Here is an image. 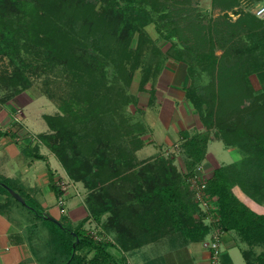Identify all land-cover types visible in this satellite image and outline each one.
Listing matches in <instances>:
<instances>
[{
	"label": "trees",
	"instance_id": "trees-1",
	"mask_svg": "<svg viewBox=\"0 0 264 264\" xmlns=\"http://www.w3.org/2000/svg\"><path fill=\"white\" fill-rule=\"evenodd\" d=\"M180 1L0 0V58L14 67L0 78L12 94L30 86L26 73L33 67L28 61L31 55L70 53L73 59L66 66L75 84L69 101L60 107L62 114L43 116L49 132L38 138L68 178L87 191L84 204L89 215L75 225L61 216L59 226L44 217L49 213L36 200L0 177L27 204H20L0 185L7 198L0 212H11L15 203L28 213V240L42 263L128 264L126 253L164 235L179 232L187 241L203 240L209 226L186 178L194 174L214 139L241 155L239 161L203 177L204 191L217 206L219 224L225 233L235 231L249 244H264V214L255 213L236 196L240 191L264 203V88L256 95L250 82L251 75L264 70V20L248 15L247 27L241 28V19L234 25L244 31L236 61L228 50L219 56L214 53L216 43L208 30L198 43L206 51L194 52L180 35L174 6ZM148 25H153L157 38L148 34ZM158 40L169 41L172 59L186 64L185 98L203 126V131L193 134L181 132L185 170L161 154L137 158L148 127L126 109L137 103L127 90L138 68L139 90L151 83L148 105L155 100L153 85L164 58ZM203 75L210 81L201 86ZM89 219L114 234L115 241L92 237L84 228ZM38 223L48 232L43 256L28 231ZM249 253L243 252L246 264H264V253L253 260Z\"/></svg>",
	"mask_w": 264,
	"mask_h": 264
},
{
	"label": "crops",
	"instance_id": "crops-1",
	"mask_svg": "<svg viewBox=\"0 0 264 264\" xmlns=\"http://www.w3.org/2000/svg\"><path fill=\"white\" fill-rule=\"evenodd\" d=\"M177 69L165 67L161 70L158 82L163 76L166 77V82L164 85H153L155 100L152 105H148L149 93L139 96L140 102L144 101L143 105L146 107L144 121L150 131L145 145L136 152L139 160L180 145L183 131L193 134L203 130L198 114L185 98L184 88L188 86L187 67L185 65ZM250 82L257 85L256 89L261 90L264 87V70L251 75ZM24 94L25 92L18 93L5 106L0 103V177L11 180L52 217L59 219L65 216L67 222L77 224L89 215L84 204V188L81 183L68 178L56 156L38 138V135L49 132L48 126L34 132L25 124L24 114L19 118L18 125H12L15 116L10 113L9 108L16 104L15 101L19 100L21 103H17L23 104V107L32 102L36 103L31 100L22 102L21 96ZM36 114V118L44 120L43 113L38 111ZM213 141L216 140L208 142L205 158L198 164L202 177L209 176L213 169L221 165L241 159L236 148L227 147L222 143L231 162L220 164L208 153L209 145ZM36 154L41 158H34ZM176 165L178 169L185 170L182 161L179 166ZM78 186H81V192ZM60 187H64L65 191H61ZM73 192L79 197L84 208L78 214L75 210L67 212L65 208L67 199L75 197ZM60 194L65 198L62 206L58 205ZM236 196L255 213L264 214V203L253 201L240 191H236ZM6 200V195L0 191V204ZM77 204L71 202V207ZM27 215L28 213L15 203L11 204V212H0V264H44L36 258L28 240L25 219ZM204 222L207 224L208 221ZM203 240L187 241L181 233L176 232L146 242L125 255L128 264H209V252L203 247ZM221 249L219 264H246L243 252H250L249 259L253 260L257 255L264 253V244H249L235 231H229L222 238Z\"/></svg>",
	"mask_w": 264,
	"mask_h": 264
},
{
	"label": "rangeland",
	"instance_id": "rangeland-1",
	"mask_svg": "<svg viewBox=\"0 0 264 264\" xmlns=\"http://www.w3.org/2000/svg\"><path fill=\"white\" fill-rule=\"evenodd\" d=\"M181 1L177 2L174 6H176L175 10L178 13L176 15V19L179 23L178 25L180 29V35L181 37H183L182 40L186 41V43L188 44H191V46L193 47L192 50L194 52H197V50L206 51L207 48L198 45V43L200 35L202 33L207 34L209 31L211 36L214 37L216 43V50L214 51V53L219 56L223 50H228L232 53L231 55H233L234 61L240 58L237 51H239V48L242 47L241 37L242 35H244V31L239 30L240 26L234 25L241 19L243 21L241 28L242 26H244V28L247 27L246 25H248V21H246V23L244 24V19L249 20V18L247 17L248 15L256 17L254 13L255 10L257 9V7H259V5L264 4V0ZM262 20H264V18ZM75 30H79L77 26ZM146 30L152 38H157V34L153 25H148L146 27ZM158 46L164 54V58L162 59V69L165 67H167V69H177L180 67H185L186 64L184 62H178L172 59V50L170 49L169 41L158 40ZM231 48L233 50H231ZM151 56V54L147 53V56L145 58H147L148 62H151L153 60ZM28 61H33V67H31V69H29L30 71L26 73V75H28L30 79V86L26 90L20 92H25V94L21 96V99L22 102L31 100L36 103L33 104L32 102L28 106L26 105L27 107H23V104L20 105L17 103L19 101L17 99L18 101H15L16 104L9 108V110L12 115L17 116L18 118L22 117V115L24 114L26 118L25 124L35 132L47 125L44 120L36 118V112L39 111L43 113V115H58L63 113L60 107L65 102H67V100L69 101V97L71 96L73 90L72 85H75L71 80L72 75L67 71L68 68H66V66L73 63V59L70 53L58 57H51L40 53L31 55ZM13 69V65L9 63V60L7 58H0V77H2L3 75L11 74ZM140 76L141 68H138L135 70L131 84L127 90L131 96H135L137 98V103H135L136 105L129 104L126 109L127 112L133 116L134 120H141L145 123L144 114L146 112V107L143 105L144 101L141 100L140 102L139 96H146V93H148V89H150L152 85L151 83H148L145 85L146 90L140 91L138 88ZM209 81L210 78L207 75H203L201 77L199 85H205ZM164 82H166L165 76H163L161 80H159V82L157 77L154 85H164ZM254 84H256L255 79ZM4 85L5 83H3L0 78V103L3 104V106H5L6 103H9V101H11V99L16 97L17 95L12 94L13 91L10 88L5 87ZM253 86L255 94H259L260 90L256 89L257 85ZM216 87H218V85H215V88ZM218 101L216 103L217 106L220 105V100ZM12 123V125H18V123L14 122L13 120ZM149 132L150 131L148 130V132L143 136L145 142L147 140L146 137L148 136ZM180 147V145L175 146L172 149L173 152L169 155H165V152L167 150L160 154L164 157L172 159L174 163L178 164L179 166L180 161H185V157L182 154ZM208 153H210V156L217 160L220 164L231 162V159L226 153L224 145L218 140L210 143ZM147 158H150V156ZM78 187L81 192V186ZM86 192L87 191L84 189L83 197H85ZM73 195H75V197L73 196V199H67L65 208L67 212H70V210H75L78 214L80 213V211H83L84 208L82 206V203L80 202L79 197L75 193ZM71 202H73L74 204H78L77 206L71 207ZM76 207L78 209H75ZM105 217L106 216L102 218V221H104ZM86 222L84 224L85 230L95 239L115 241L114 234L104 232L101 229V224H97L93 220H90L87 223ZM28 231L33 233V237L35 236V240H33V243L38 247L40 254L43 256L45 252L43 246L46 238L48 237L47 229L40 223H38L37 227L29 229ZM113 252L117 254V251L113 250Z\"/></svg>",
	"mask_w": 264,
	"mask_h": 264
},
{
	"label": "built area",
	"instance_id": "built-area-1",
	"mask_svg": "<svg viewBox=\"0 0 264 264\" xmlns=\"http://www.w3.org/2000/svg\"><path fill=\"white\" fill-rule=\"evenodd\" d=\"M255 16L259 19L264 18V4L259 5L255 10ZM14 122H19L17 116L13 119ZM173 150H168L165 155H169ZM201 167L197 166L193 175H189L186 181L193 192L194 199L197 201L201 212L204 214L205 220L209 226V232L203 240V247L209 252V264H219L221 256V241L225 234L219 224L217 215V206L213 203L212 199L204 191L205 179L200 175ZM61 191H65L64 187H60ZM65 203L63 195L58 197V205L62 206Z\"/></svg>",
	"mask_w": 264,
	"mask_h": 264
},
{
	"label": "water",
	"instance_id": "water-1",
	"mask_svg": "<svg viewBox=\"0 0 264 264\" xmlns=\"http://www.w3.org/2000/svg\"><path fill=\"white\" fill-rule=\"evenodd\" d=\"M0 185H1L2 187H4V188L8 191V193H9V194H10V195H11L16 201H18L20 204H22V205H27L25 199H24V198H23L18 192H16V191L13 190L12 188L8 187V186L5 185L4 183H1V182H0ZM44 217L47 218V219H49V220H51V221H53V222H55L57 225L61 226V224H60V222L58 221V219L52 217L50 214H46V215H44Z\"/></svg>",
	"mask_w": 264,
	"mask_h": 264
}]
</instances>
